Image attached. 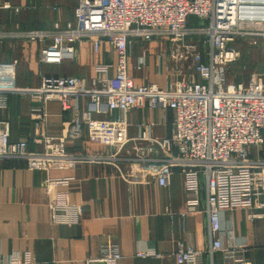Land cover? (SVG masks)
Returning <instances> with one entry per match:
<instances>
[{
  "label": "built area",
  "instance_id": "2783aa9c",
  "mask_svg": "<svg viewBox=\"0 0 264 264\" xmlns=\"http://www.w3.org/2000/svg\"><path fill=\"white\" fill-rule=\"evenodd\" d=\"M73 14L74 23L62 29L54 24L51 30H17L0 37L39 43V63L49 65L75 61L83 42H89L94 55L106 43L114 53L113 67L97 64L90 87L75 77L41 76L39 87L28 88L14 84L12 64L0 63V109L9 95L30 96L42 105L56 101L62 112L72 114L69 130L84 131L89 142L106 151L72 154L66 147L68 135L43 134L36 137L41 151H29L25 139L11 142L8 123L0 122V162H23L27 170L43 172L104 165L130 184L152 179L162 188L177 170L185 201L181 218L199 207L202 179L210 256L219 252L222 264H248L246 245L223 247L219 234L225 211H250L248 221L264 216V85L255 76L246 87L228 84L226 70L239 57L231 46L239 38H252L251 44L263 47L264 57V0H78ZM189 18L198 25L189 28ZM166 37L176 80L166 89L135 86L127 73L129 48L136 40ZM142 64L140 60L136 68ZM134 108L172 111L169 136L153 137L150 125H142L137 137L128 138L126 113ZM43 115L39 109L38 123ZM48 192L50 222L79 224L82 205L68 203L65 192ZM135 255L160 258L154 251ZM173 256L176 264H204L203 253L188 245H178ZM121 259L117 246L107 242L98 257L83 264H118ZM9 262L17 263L15 257Z\"/></svg>",
  "mask_w": 264,
  "mask_h": 264
},
{
  "label": "crops",
  "instance_id": "0c3cea01",
  "mask_svg": "<svg viewBox=\"0 0 264 264\" xmlns=\"http://www.w3.org/2000/svg\"><path fill=\"white\" fill-rule=\"evenodd\" d=\"M77 1L0 0V35L17 30H51L54 24L62 29L74 23ZM169 46L166 39L158 38L130 47L127 73L135 86L153 84L166 89L174 81L168 66L171 61H164L162 55ZM39 49L37 42L0 37V63L13 65L16 86L37 88L40 77L46 75L75 77L90 87L97 64L113 67L115 63L114 53L106 43L94 55L89 42H83L76 60L60 65L39 63ZM140 60L143 64L137 69ZM85 102V99L79 101L81 111L85 110ZM39 109L44 114L43 123L36 120ZM120 116V113L113 115ZM173 116L170 110L131 109L126 113L127 137H137L140 126L150 125L153 137L166 138ZM0 122L8 123L10 141L25 139L29 151H41V145L36 142L41 134L68 135L66 147L72 154L106 151L105 147L89 142L84 131L69 130L72 114L62 112L56 101L42 105L30 96L9 95L5 107L0 109ZM203 186L200 179L199 207L196 211L189 209L181 218L179 213L185 210V201L182 176L177 170L173 171L169 185L162 188L152 179L130 184L115 169L104 165L43 172L29 171L23 162L2 161L0 264H14L9 262L11 257L16 258L15 264H83L88 257H98L101 246L107 242L117 246L122 256L118 264H176L173 255L178 245L201 251L204 264H222L221 253L209 254L211 241ZM48 190L65 192L68 203L82 205L79 224L61 226L50 222ZM248 213L247 210L223 212L219 238L223 247L245 244L248 264H264V216L248 221ZM139 251H154L160 258L141 259L135 255Z\"/></svg>",
  "mask_w": 264,
  "mask_h": 264
},
{
  "label": "rangeland",
  "instance_id": "374dc122",
  "mask_svg": "<svg viewBox=\"0 0 264 264\" xmlns=\"http://www.w3.org/2000/svg\"><path fill=\"white\" fill-rule=\"evenodd\" d=\"M198 25L197 20L194 18L188 19L187 26L189 28H194ZM32 30V29H31ZM39 30V29H38ZM196 38V37H194ZM158 39V38H153ZM151 39V41L153 40ZM169 43V50H165V52H162V55H164L163 60L166 59L168 61L171 57V41L169 40V37L165 38ZM24 41L28 42L26 39H23ZM253 41L250 37H243L236 40L235 44H231V46H234L239 51V57L238 59L231 63L226 70V82L228 84H233L235 86H242L246 87L249 84V80L255 76L256 78H261L264 85V57H263V47L258 45L251 44ZM255 41L260 42L259 39H255ZM139 41H135L134 43H138ZM150 42V41H149ZM141 43V42H139ZM147 43V42H145ZM132 44V45H133ZM131 45V46H132ZM130 50V48H129ZM143 56V55H142ZM143 59V57H142ZM143 62V61H142ZM172 62L168 65L171 66ZM45 77H58V76H46ZM170 77V76H169ZM167 77V79L169 78ZM174 80H176V76H173ZM81 81H83L81 79ZM92 81V80H91ZM262 156H264V146L262 148L261 152Z\"/></svg>",
  "mask_w": 264,
  "mask_h": 264
}]
</instances>
